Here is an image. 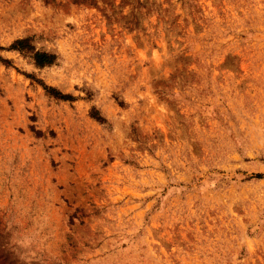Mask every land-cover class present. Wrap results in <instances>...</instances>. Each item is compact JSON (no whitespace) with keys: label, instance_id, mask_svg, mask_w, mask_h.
Segmentation results:
<instances>
[{"label":"rangeland","instance_id":"rangeland-1","mask_svg":"<svg viewBox=\"0 0 264 264\" xmlns=\"http://www.w3.org/2000/svg\"><path fill=\"white\" fill-rule=\"evenodd\" d=\"M0 264H264V0H0Z\"/></svg>","mask_w":264,"mask_h":264},{"label":"trees","instance_id":"trees-1","mask_svg":"<svg viewBox=\"0 0 264 264\" xmlns=\"http://www.w3.org/2000/svg\"><path fill=\"white\" fill-rule=\"evenodd\" d=\"M30 42L31 41L29 38L17 40L11 45L10 49L16 50L21 53L24 52L29 54L34 61V64L40 68L45 66H50L55 62L56 60L55 55L46 52L36 51V49L31 45ZM55 95L63 99H67V97H69L61 94H55Z\"/></svg>","mask_w":264,"mask_h":264}]
</instances>
